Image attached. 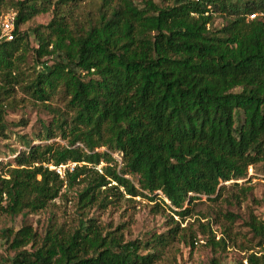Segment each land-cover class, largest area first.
I'll list each match as a JSON object with an SVG mask.
<instances>
[{
	"label": "trees",
	"instance_id": "16d2710c",
	"mask_svg": "<svg viewBox=\"0 0 264 264\" xmlns=\"http://www.w3.org/2000/svg\"><path fill=\"white\" fill-rule=\"evenodd\" d=\"M7 4L14 30L12 40L0 38V137H9L6 107L18 88L32 103L58 105L36 138L65 144L18 135L24 148L0 162V217L38 212L64 187L82 185L81 209L106 205V190L166 205L160 191L184 219V203L264 161V17L248 18L264 12V0H0V22ZM41 13L51 17L30 28L31 44L20 26ZM69 161L77 164L63 178L48 168ZM172 221L147 240H125L95 218L67 233L51 224L42 238L24 225L8 231L15 253L0 254V264H157L183 229ZM199 225L208 264H224L230 242ZM247 225L263 246L264 219ZM184 241L192 248L197 240ZM240 250L233 264H264V252Z\"/></svg>",
	"mask_w": 264,
	"mask_h": 264
},
{
	"label": "rangeland",
	"instance_id": "374dc122",
	"mask_svg": "<svg viewBox=\"0 0 264 264\" xmlns=\"http://www.w3.org/2000/svg\"><path fill=\"white\" fill-rule=\"evenodd\" d=\"M135 1L141 5L142 0ZM153 1L158 2V0ZM3 12L11 14L12 8L7 4ZM50 17V13H41L20 26L22 31H27L31 44H34V39L30 28L45 24ZM220 21L218 17L215 25L220 26ZM45 59L46 64L52 63L51 59ZM27 61L30 64L31 58L28 57ZM26 98V95L17 88L15 99L7 104L6 118L10 122V133L7 139L0 137V162L12 160L11 150L24 148L18 140L19 134H24L30 141L33 140L32 144L45 142L65 144V141L58 136L45 141L36 138L40 128L39 120L49 122L52 119V110H57L58 105L52 102L48 108H45L40 103H32ZM98 150L102 151L105 148ZM112 157L119 169L121 154L113 152ZM102 165L104 163H100L97 169L99 170ZM127 177L136 184V177ZM81 186L64 187L58 198L38 212L18 214L14 217L2 215L0 217V254L11 257L15 253L8 246V231L16 232L22 226L29 225L42 238L51 224L67 233L78 227L80 219L86 218H95L108 229L115 227L122 229L125 240H147L152 234H165L171 226H175L173 218L183 229L176 230L174 239L167 245L162 260L157 264H208L211 251L205 245L206 236L200 231V223H208L211 230L217 233V239L219 236H224L230 242L231 247L222 258L224 264H233L244 254L240 250L241 245L250 246L258 254L264 252V245L256 246L260 237L255 236L247 225L253 216L258 220L264 219V161H257L255 165L249 166L245 178L221 182L222 187L215 195L210 197L199 195L191 202L184 203V208L188 207L190 211L184 219L174 214L175 209L160 191L157 192L158 196L163 198L166 205L153 207L155 202H160L159 199L155 202L140 196L128 199L129 196L124 193L106 190L99 195V199L106 195L104 199L106 205H100L97 201L81 209L76 195V190ZM104 188L102 187V190ZM112 192L115 194L110 195ZM185 235L195 236L197 241L192 248L184 241ZM233 244L236 245L232 246ZM26 248L31 250L32 247L28 245Z\"/></svg>",
	"mask_w": 264,
	"mask_h": 264
},
{
	"label": "built area",
	"instance_id": "2783aa9c",
	"mask_svg": "<svg viewBox=\"0 0 264 264\" xmlns=\"http://www.w3.org/2000/svg\"><path fill=\"white\" fill-rule=\"evenodd\" d=\"M258 16L264 17V12L261 13H250L248 14L249 19H254ZM14 14H5L0 22V38H4L6 40H12L13 39V30H14ZM76 162H67L65 164L60 165H53L49 164L48 168L51 170H54L60 178H63L65 175L66 170L72 171L73 168L76 166ZM80 165V163H78ZM203 242V240H200ZM243 264H247V261L244 259Z\"/></svg>",
	"mask_w": 264,
	"mask_h": 264
}]
</instances>
